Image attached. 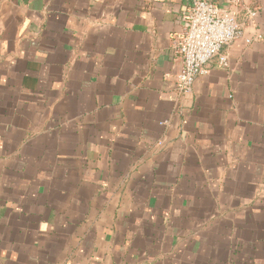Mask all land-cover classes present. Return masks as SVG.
I'll list each match as a JSON object with an SVG mask.
<instances>
[{"label":"crops","instance_id":"1","mask_svg":"<svg viewBox=\"0 0 264 264\" xmlns=\"http://www.w3.org/2000/svg\"><path fill=\"white\" fill-rule=\"evenodd\" d=\"M191 2L0 3V264H264V0L183 93Z\"/></svg>","mask_w":264,"mask_h":264},{"label":"built area","instance_id":"2","mask_svg":"<svg viewBox=\"0 0 264 264\" xmlns=\"http://www.w3.org/2000/svg\"><path fill=\"white\" fill-rule=\"evenodd\" d=\"M192 0L190 10L182 17L183 31L175 40V49L183 57V68L176 76L177 88L187 93L201 74H206L210 61L219 57L222 65H228L223 48L237 39L246 37L244 23L239 22L232 7L241 0ZM257 8L247 10L246 21L253 23Z\"/></svg>","mask_w":264,"mask_h":264},{"label":"rangeland","instance_id":"3","mask_svg":"<svg viewBox=\"0 0 264 264\" xmlns=\"http://www.w3.org/2000/svg\"><path fill=\"white\" fill-rule=\"evenodd\" d=\"M4 0H0V3L3 2Z\"/></svg>","mask_w":264,"mask_h":264}]
</instances>
